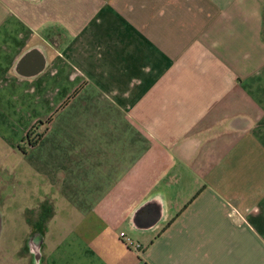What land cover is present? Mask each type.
Wrapping results in <instances>:
<instances>
[{"label": "crops", "instance_id": "1", "mask_svg": "<svg viewBox=\"0 0 264 264\" xmlns=\"http://www.w3.org/2000/svg\"><path fill=\"white\" fill-rule=\"evenodd\" d=\"M4 224L15 264H264V0H0Z\"/></svg>", "mask_w": 264, "mask_h": 264}, {"label": "rangeland", "instance_id": "2", "mask_svg": "<svg viewBox=\"0 0 264 264\" xmlns=\"http://www.w3.org/2000/svg\"><path fill=\"white\" fill-rule=\"evenodd\" d=\"M8 195V193H7ZM5 195V196H7ZM19 216V215H18ZM10 222V221H9ZM12 223V222H10ZM9 223V224H10ZM17 227H19L17 225ZM8 228V226H5V224L1 227L0 232V264H15V261L17 260V254L16 253H12L11 251H7L8 247H4L6 244L10 245V247L12 248L13 251L18 250V248L16 247L17 244H19V241L21 239H23V233L20 229L19 235L17 236V240H13L12 242L10 241L11 239H9V236L11 235V232H7L6 229ZM6 249V250H5Z\"/></svg>", "mask_w": 264, "mask_h": 264}, {"label": "trees", "instance_id": "3", "mask_svg": "<svg viewBox=\"0 0 264 264\" xmlns=\"http://www.w3.org/2000/svg\"><path fill=\"white\" fill-rule=\"evenodd\" d=\"M31 135H33V133H31ZM31 135L27 136V143L30 146H33L36 144V142L38 141V139L41 137V135H36L35 138H31Z\"/></svg>", "mask_w": 264, "mask_h": 264}, {"label": "built area", "instance_id": "4", "mask_svg": "<svg viewBox=\"0 0 264 264\" xmlns=\"http://www.w3.org/2000/svg\"><path fill=\"white\" fill-rule=\"evenodd\" d=\"M120 238L124 241V243L126 244V245H128V246H133L134 244H133V242L129 239V238H127L126 236H125V234L124 233H121L120 234ZM137 249L139 248V246L138 245H134Z\"/></svg>", "mask_w": 264, "mask_h": 264}]
</instances>
